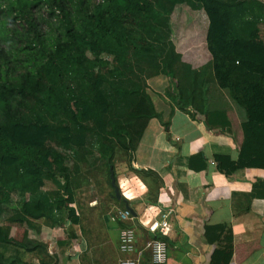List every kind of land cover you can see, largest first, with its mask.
Returning a JSON list of instances; mask_svg holds the SVG:
<instances>
[{
  "label": "trees",
  "instance_id": "16d2710c",
  "mask_svg": "<svg viewBox=\"0 0 264 264\" xmlns=\"http://www.w3.org/2000/svg\"><path fill=\"white\" fill-rule=\"evenodd\" d=\"M263 25L264 0H0V247H33L26 234L12 236L29 219L53 229L76 216L88 155L105 161L110 179L117 151L131 154L147 203L159 204L160 178L132 157L150 120L168 132L175 114L164 120L148 92L160 75L209 132L231 135L239 108L243 140L228 175L264 168ZM198 31L210 59L196 67L180 47ZM225 228L207 236L216 230L220 240ZM220 255L230 264L233 248ZM0 264L24 263L0 252Z\"/></svg>",
  "mask_w": 264,
  "mask_h": 264
},
{
  "label": "crops",
  "instance_id": "0c3cea01",
  "mask_svg": "<svg viewBox=\"0 0 264 264\" xmlns=\"http://www.w3.org/2000/svg\"><path fill=\"white\" fill-rule=\"evenodd\" d=\"M194 61L191 58L190 63ZM148 85L164 120L175 108L168 132L158 119L150 120L132 159L133 168L160 178L159 204L147 203L146 184L129 170L132 180L128 177L126 183L132 195H124L130 202L127 209L132 219L121 220L119 213L104 210L96 200L86 209L76 203L72 205L78 207L76 216L68 219L64 214V227L52 229L41 218L29 219L33 223L30 227L14 229L13 237L20 231L27 235V244L34 245L2 244L0 252L6 259L16 257L24 264H120L130 257L120 250L121 231L133 228L137 247L141 248L158 237L148 232L146 222L168 211L171 228L164 236L166 264H225L223 255L220 260L214 255L230 247V264H264V168L246 167L226 173L231 169L227 159L233 163L239 160L243 140L239 108L233 106L229 113L231 135L209 132L202 121H195L192 106L175 97L166 76L151 78ZM201 153L204 156L197 157ZM217 158L226 165L222 170ZM115 203L118 211L126 210ZM217 226H226L220 240L216 230L207 236L206 229ZM65 242L71 247H65Z\"/></svg>",
  "mask_w": 264,
  "mask_h": 264
},
{
  "label": "rangeland",
  "instance_id": "374dc122",
  "mask_svg": "<svg viewBox=\"0 0 264 264\" xmlns=\"http://www.w3.org/2000/svg\"><path fill=\"white\" fill-rule=\"evenodd\" d=\"M199 17L204 23V27L202 29V32L204 33L206 32V19L202 14ZM202 32L198 31L190 39L189 36L180 47L181 52L184 54V60L187 63H190L191 58H195L194 65L196 67L205 64L210 59L205 44L204 34L206 33L203 34ZM262 39L264 40V25L262 26ZM130 156L131 154H127L126 152L117 151L114 160V178L116 180V185L120 188L122 198L125 199L126 197L124 194L130 193V188L127 187L126 183V181H128L130 178V174H127L130 170ZM87 160L86 162H82V164L80 165L81 171L76 177V181L79 184V208L82 209L83 207L84 209H86V207L89 206L90 203L96 200L99 206L104 210L119 213L120 211L115 209V206H117V204L112 199L114 188L112 187V180L110 182L111 175L109 179V169L107 168L105 161L98 154L90 156L88 155ZM131 180L132 179L130 178V181ZM129 195H132V193H130ZM120 205L121 209L124 208L122 203H120ZM22 234L23 233H21V235Z\"/></svg>",
  "mask_w": 264,
  "mask_h": 264
},
{
  "label": "built area",
  "instance_id": "2783aa9c",
  "mask_svg": "<svg viewBox=\"0 0 264 264\" xmlns=\"http://www.w3.org/2000/svg\"><path fill=\"white\" fill-rule=\"evenodd\" d=\"M160 218L146 222L145 227L151 234L167 236L170 231V212L161 213ZM119 218L124 221L132 219L129 210L119 212ZM120 250L130 256L121 260L120 264H166L168 260V246L162 238H152L141 248L137 247L136 232L133 228H125L120 235Z\"/></svg>",
  "mask_w": 264,
  "mask_h": 264
},
{
  "label": "water",
  "instance_id": "95a60500",
  "mask_svg": "<svg viewBox=\"0 0 264 264\" xmlns=\"http://www.w3.org/2000/svg\"><path fill=\"white\" fill-rule=\"evenodd\" d=\"M111 180H112V187L114 188L116 197L118 198V200H122V194H121L119 186L116 185V180L114 178V174L112 170H111Z\"/></svg>",
  "mask_w": 264,
  "mask_h": 264
},
{
  "label": "bare ground",
  "instance_id": "6f19581e",
  "mask_svg": "<svg viewBox=\"0 0 264 264\" xmlns=\"http://www.w3.org/2000/svg\"><path fill=\"white\" fill-rule=\"evenodd\" d=\"M127 194H128V193H127ZM127 196H129V197H130L131 195H129V194H128Z\"/></svg>",
  "mask_w": 264,
  "mask_h": 264
}]
</instances>
